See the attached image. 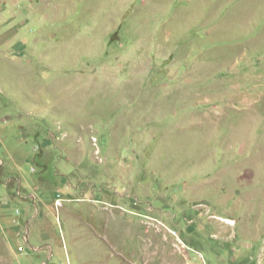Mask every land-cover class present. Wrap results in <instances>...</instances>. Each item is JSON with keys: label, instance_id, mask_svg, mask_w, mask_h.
I'll list each match as a JSON object with an SVG mask.
<instances>
[{"label": "rangeland", "instance_id": "374dc122", "mask_svg": "<svg viewBox=\"0 0 264 264\" xmlns=\"http://www.w3.org/2000/svg\"><path fill=\"white\" fill-rule=\"evenodd\" d=\"M0 186V264H264V0H0Z\"/></svg>", "mask_w": 264, "mask_h": 264}, {"label": "crops", "instance_id": "0c3cea01", "mask_svg": "<svg viewBox=\"0 0 264 264\" xmlns=\"http://www.w3.org/2000/svg\"><path fill=\"white\" fill-rule=\"evenodd\" d=\"M12 163H8V161H1L2 164L5 166V173L7 175H11L12 173L17 174V179L20 181V185L24 187L29 186V175L25 174L24 169L26 168V164H28V161H10ZM13 177V176H11ZM10 179V178H8ZM7 187H1L0 186V209H12L13 203L9 200L7 197ZM5 199V201H4ZM4 201V202H3ZM4 203V204H3ZM23 210L25 213L28 211L27 208L23 207ZM45 208L36 207L34 215L30 218L35 222V225L37 227H34L32 229L29 225L26 226V229H31L35 232V237L33 240L43 241L47 242L49 244H59L60 238L62 236L60 235L59 229L57 228V225L52 222V219H50V213H46ZM21 216L17 213H10L6 214L2 217H0V230L2 231V236L6 242V244L9 246V248L12 250V253H14V257H17L19 259V262H22V255L16 251V247L20 242H26L24 239H21L20 233L23 228L22 222H21ZM26 222H29L27 220ZM32 222V221H31ZM62 234V233H61Z\"/></svg>", "mask_w": 264, "mask_h": 264}]
</instances>
